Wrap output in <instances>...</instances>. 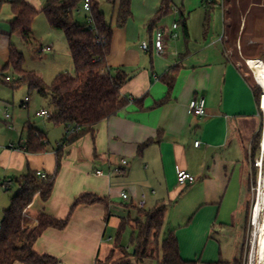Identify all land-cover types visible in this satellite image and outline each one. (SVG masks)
I'll return each instance as SVG.
<instances>
[{
    "label": "crops",
    "instance_id": "1",
    "mask_svg": "<svg viewBox=\"0 0 264 264\" xmlns=\"http://www.w3.org/2000/svg\"><path fill=\"white\" fill-rule=\"evenodd\" d=\"M25 1L41 11L47 0ZM93 1L112 27L110 52L98 73L126 74L128 79L120 92L128 104L98 124L93 138L86 134L63 146L58 172L55 153L65 128L49 117L37 116L40 111L50 116L48 98L40 96L43 103L33 110L37 123L27 120L14 125L13 119H4L6 131L15 132L16 138L0 142V170L6 172L0 187L8 185L9 190L15 183L18 189L15 181L27 171L54 177L49 199L43 202L36 196L25 216L34 219L42 213L63 220L74 200L83 194L106 201L76 207L63 230L49 228L42 233L34 252L54 258L57 264H96L115 246L122 221H127L126 229L132 235L134 221L143 222L145 213L163 207L164 221L168 217L170 225L168 233L176 238L183 261H235L244 235L246 151L262 116L261 97L259 102L254 97L251 73L225 55L223 1L218 4L210 0L205 12L192 19L201 0H171L170 13L152 22L160 0H131V17L122 28L115 24L116 5L107 0ZM217 7L221 11L219 26L214 13ZM13 17L9 4L0 3V84L8 77L3 69L10 46L15 47L13 38L18 37L10 32ZM259 22L251 19L249 37L260 35L256 32ZM173 23L179 26V37L168 40L165 53L157 55L151 47L153 32ZM243 26L244 20L239 38ZM143 42L149 45L147 51L141 49ZM165 79H172L171 87ZM197 98L204 99L203 117L194 116L189 109V103ZM7 105L5 102L4 107ZM28 125L45 136L43 153L24 151ZM197 141L200 144L195 147ZM122 159L127 165L119 177L113 169ZM177 168L194 176L196 182L178 186ZM122 192L129 196L128 202L120 198ZM142 194L145 208L140 210L136 202ZM162 241L159 234V243ZM125 249L130 252L132 246ZM160 259L159 250L142 263L130 258L125 264H160Z\"/></svg>",
    "mask_w": 264,
    "mask_h": 264
},
{
    "label": "trees",
    "instance_id": "2",
    "mask_svg": "<svg viewBox=\"0 0 264 264\" xmlns=\"http://www.w3.org/2000/svg\"><path fill=\"white\" fill-rule=\"evenodd\" d=\"M82 1L47 0L42 10L37 11L25 0H0V3L7 2L9 4L14 16L10 22L11 34L18 35L25 45L32 44L31 28L39 14L45 17L51 28L64 35L75 72L73 76L58 74L48 86L45 85L34 72L24 68V57L14 46L9 48L8 63L3 69V73L10 70L17 76V79L10 85L11 89L25 85L29 92L35 91L39 96L48 98L51 109L49 120L64 126L65 134L55 153V172H58L64 156L63 146L71 145L86 134L93 138L98 124L114 117L128 104V100L120 92L128 79L126 74L122 71H115L114 74L108 72L106 75L98 73L100 68L105 67V61L110 52L112 27L106 21L98 4L93 0H91L89 11L91 23L89 25L79 24L76 16L81 11ZM222 1L224 2V0ZM107 2L117 6L115 24L118 28H122L131 17V0H107ZM249 4L246 3V6ZM170 9L171 0H160L159 8L152 22L166 17L170 13ZM251 12L252 8L248 10L247 15ZM250 15L251 19L257 18L256 14ZM223 16H226V13L223 12ZM247 17L241 35H244L246 30ZM225 19L224 17V34L226 36L224 48L229 42L228 33L233 35L232 39L234 40V35L239 32V29L234 30L230 23L226 25ZM256 38L259 39L260 36ZM1 75L3 78V74ZM9 82L11 81H5L7 85ZM165 82L168 87H171L172 79H165ZM253 94L256 101L259 102L261 90L255 83ZM25 131L24 151L32 154L43 153L47 147L45 136L29 125ZM67 132L71 134L68 135ZM15 182L18 189L11 197L10 204L4 210L0 221V264H57L54 258L48 255L40 256L33 250L35 242L42 233L49 228L63 230L78 206L106 203L104 199L96 195L83 194L74 200L67 217L63 220L54 219L42 213L34 219H30L25 216L26 209L36 196L43 202L49 199L54 177L41 179L36 172L27 171ZM144 217L145 221L143 222L134 221L135 229L130 237L133 252H128L120 244L121 236L127 226L126 221H122L115 237V246L104 260H98L96 264H125L130 258H133L137 263H142L146 258L156 256L159 250L161 251L160 264H196L181 259L178 243L172 232L167 234L161 244L159 243V234L164 222L163 207L145 213ZM115 250L119 254H126V256L123 257V260L109 262L108 258ZM209 264H240V262L236 260L231 263L218 261Z\"/></svg>",
    "mask_w": 264,
    "mask_h": 264
},
{
    "label": "rangeland",
    "instance_id": "3",
    "mask_svg": "<svg viewBox=\"0 0 264 264\" xmlns=\"http://www.w3.org/2000/svg\"><path fill=\"white\" fill-rule=\"evenodd\" d=\"M201 1H199L198 5H195L198 7L192 12V19L203 14V11L205 12L206 0H203L202 4ZM216 3L219 4L220 0H216ZM223 3L224 13H226V16H224L226 18V25H229L230 23L231 26L234 27V30L239 29V25L243 20L245 22V18L248 16L246 30L242 38L240 37L241 39L237 32L234 35V40L232 39L233 35L228 33L229 42L226 44L225 55L228 60L237 65L238 68L251 73L247 66L248 60H261L264 62V0H224ZM246 3L250 4L246 6ZM193 7L194 5H191V10H193ZM250 8H252L250 14H253V16L256 14L257 18L261 19V23H257L259 28L256 27V32L260 34L259 39L255 36L249 37V26L251 25L252 16L250 14L247 15V12ZM214 13L217 15V20H221V11L219 7H217V10ZM214 13H210L212 17H214ZM76 20L81 25H89V13L84 12L81 9L80 13L76 16ZM219 23L220 21L217 23V26L220 25ZM13 39L15 47L24 57V68L28 71L34 72L43 80L45 85L48 86L59 72L70 76L75 74L71 58L67 52L63 33L51 28L42 14H39L32 24L31 45H25L19 37H14ZM47 46H53L54 52L41 54L38 52V48H45ZM5 76H8L11 79V82L7 85L3 80V83L0 84V94L2 95V97H0V142L4 140H7L8 142V140L16 138L15 132L6 131L7 129L4 124L5 114H8L11 119H13L14 125L15 122L21 124L27 120L37 123L38 120L35 118L33 110L43 103V100L39 98L40 96L35 91L29 92L25 85H20L15 89H11L10 85L17 79V76L10 70L5 72ZM25 98H28L29 107L23 108L21 103L24 102ZM5 102L8 103L6 108L4 107ZM262 142H264V120L261 118L258 129L247 146L246 151L248 172L246 178V202L244 205V235L240 244V254L236 259L240 264L256 263V256L253 254L251 258V252L254 243L258 238L259 231L256 227L252 226V211L257 201L259 189L264 185V171H262L261 166L262 157H264V153H261ZM5 173L6 172L0 170V184L3 181V175ZM16 191L15 183H13L8 191H4L0 188V221L3 209L9 206L10 199ZM167 220L164 221L163 227L160 231L161 241L170 231V225H168L169 222ZM130 237L131 232L126 229L121 236L120 244L125 248H131ZM131 252H133V249H131ZM124 256H126V254H119V252L115 250L114 253L110 254L108 261L116 262L118 260H123Z\"/></svg>",
    "mask_w": 264,
    "mask_h": 264
},
{
    "label": "built area",
    "instance_id": "4",
    "mask_svg": "<svg viewBox=\"0 0 264 264\" xmlns=\"http://www.w3.org/2000/svg\"><path fill=\"white\" fill-rule=\"evenodd\" d=\"M210 0H206V4H209ZM90 5H91V0H83L82 1V6L81 9L84 12L89 13L90 11ZM91 23V18L89 17V24ZM179 26L177 23H173L170 27H160L157 28L152 35V40H151V47L153 49V51L157 54V55H163L166 51V42L170 39H177L179 37V34L177 33ZM149 48V45L145 42H143L141 44V49L143 51H147ZM38 52L41 53H51L52 52V47L51 46H47L45 48H39ZM248 66V65H247ZM250 70V69H249ZM251 71V70H250ZM252 73V78L254 83L256 84V86H258L260 88L261 91L262 90L261 86L258 85L257 79L254 76L253 72ZM5 81H10L9 77L5 78ZM262 95H260L261 97ZM28 103V98H25L24 102L22 103V107L26 108V105ZM189 109L192 111V113L194 114V116L196 117H203L205 116V103H204V99L203 98H197L192 100L189 103ZM259 110L261 112V116H262V120H264V108H262V105L260 104ZM37 116L40 117H48L47 113L45 111H40L37 113ZM4 118L6 121H10L11 117L8 114L4 115ZM66 134H71L69 132H67ZM200 144V142H195L194 146L198 147ZM63 145V144H62ZM262 145H264V142H262L261 144V153H264V147H262ZM10 148H12V146H9ZM127 165V161L125 159H122L119 163L118 166H116L113 169V174L116 176H123L124 175V169ZM37 176L40 177L41 179H44L46 177L45 174L41 173V172H36ZM97 175H101L100 172H96ZM194 182H196V178L194 176H192L191 174L187 173L184 170L181 169H176V183L178 186H184L187 184H193ZM2 190L7 191L8 190V185H2L0 187ZM152 193H154V191H152ZM120 198L123 201L128 202L129 201V196L122 192L120 193ZM136 207L140 210H143L145 208V195L142 194L140 199L136 202Z\"/></svg>",
    "mask_w": 264,
    "mask_h": 264
},
{
    "label": "bare ground",
    "instance_id": "5",
    "mask_svg": "<svg viewBox=\"0 0 264 264\" xmlns=\"http://www.w3.org/2000/svg\"><path fill=\"white\" fill-rule=\"evenodd\" d=\"M247 65L256 77L258 85L261 86L262 90H264V62L260 60H248ZM261 105L262 108H264V94L261 96ZM262 147H264V145H262ZM261 166L262 171H264V157H262ZM257 196V201L252 211V226L256 227L259 233L252 248L251 258L253 254H255V264H264V185L260 187Z\"/></svg>",
    "mask_w": 264,
    "mask_h": 264
},
{
    "label": "water",
    "instance_id": "6",
    "mask_svg": "<svg viewBox=\"0 0 264 264\" xmlns=\"http://www.w3.org/2000/svg\"><path fill=\"white\" fill-rule=\"evenodd\" d=\"M264 94V91H261V95Z\"/></svg>",
    "mask_w": 264,
    "mask_h": 264
}]
</instances>
